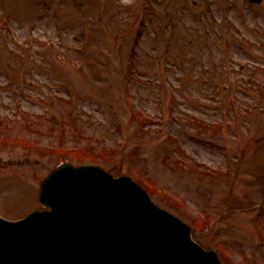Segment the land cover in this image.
<instances>
[{"label": "rangeland", "instance_id": "1", "mask_svg": "<svg viewBox=\"0 0 264 264\" xmlns=\"http://www.w3.org/2000/svg\"><path fill=\"white\" fill-rule=\"evenodd\" d=\"M134 1H138L136 9ZM206 1H212L218 17H228L239 25L244 33L241 37L250 38L255 45L250 49L242 46L229 26L220 35L209 19ZM0 10L6 11L11 34L20 40L32 35L63 46V53L37 45L21 55L0 23L1 138L98 148L108 161L103 164L107 169L117 167L118 174L131 176L135 169L147 175L163 190L162 194L151 192L154 201L192 227L204 214L208 223L198 229L203 236H195L201 245L217 251L225 264H264V208L254 207L264 201V70L240 66L241 61L245 66L264 68V0L261 4L248 0H0ZM136 15L151 20L150 30L159 36L155 41L146 35L139 39L142 51L136 64L149 75H132L131 85L137 92L132 106L122 81L124 70L117 66L130 48L118 45L115 37L134 41L135 34L128 30L123 35L120 26L128 25ZM87 25L91 31L84 38ZM77 46L83 49L78 51ZM168 48L194 57L189 63L182 58L195 76L182 84L175 102L161 64ZM146 49L157 60L144 57ZM212 54L217 58V73L224 65L230 68L235 87L229 95L242 97L244 109L256 112L249 119L239 116L231 128L213 130L202 122L235 119L229 102L210 107L197 102L199 97L213 99V91H218L213 74L208 77L201 69L203 64L215 66L209 61ZM65 56L82 63V68L60 66ZM229 56L236 60L232 62ZM238 60L240 65L235 64ZM70 96L72 104L60 99ZM137 107L150 115L146 128L134 117ZM188 109L201 117V124L183 114ZM67 115L82 118L75 129L60 124V118ZM247 121L252 124L251 138L241 133V127L248 128ZM228 131L239 140L230 141ZM123 151L128 155L125 160ZM234 158L241 159L238 173ZM62 160L56 153L0 144V216L19 219L41 208L40 184ZM115 161L120 164H111ZM229 165L228 176L208 174L211 167L227 169ZM218 215L222 219L217 221Z\"/></svg>", "mask_w": 264, "mask_h": 264}, {"label": "water", "instance_id": "2", "mask_svg": "<svg viewBox=\"0 0 264 264\" xmlns=\"http://www.w3.org/2000/svg\"><path fill=\"white\" fill-rule=\"evenodd\" d=\"M127 181L102 168L60 166L41 184L51 210L20 223L0 220V264H219L214 252L195 249L190 227L174 233L179 221L151 213ZM147 212L154 219L143 218Z\"/></svg>", "mask_w": 264, "mask_h": 264}, {"label": "bare ground", "instance_id": "3", "mask_svg": "<svg viewBox=\"0 0 264 264\" xmlns=\"http://www.w3.org/2000/svg\"><path fill=\"white\" fill-rule=\"evenodd\" d=\"M173 256H174V252H171V253L169 252V257L171 258V257H173ZM169 257H168V260H169ZM173 260H174V259L172 258V259L169 260V262H167V263H165V264H171L170 262L173 261ZM174 264H179V262H175Z\"/></svg>", "mask_w": 264, "mask_h": 264}]
</instances>
